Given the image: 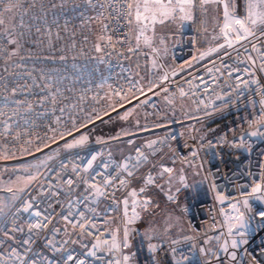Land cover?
<instances>
[{
	"label": "snow or ice",
	"instance_id": "6c2138e0",
	"mask_svg": "<svg viewBox=\"0 0 264 264\" xmlns=\"http://www.w3.org/2000/svg\"><path fill=\"white\" fill-rule=\"evenodd\" d=\"M5 3L6 6L0 10V27L3 28L0 32V57L4 59V70L7 71L9 67L20 66L16 64L15 58L24 47V34L17 35L15 17L12 18L11 27H4L5 13L11 14L14 9L21 7L12 0H0V4ZM31 7L35 8L36 5L33 3ZM239 7V0H49L47 5L41 4L42 16L37 18L53 13L52 25H55V32L52 25L47 23L43 28L37 27L35 31L39 35L35 37L34 43L42 49L46 47L57 50L56 46L63 42V46L58 49L65 53L60 55L61 61L67 58V54L76 52V37L79 34L83 37L82 43L90 44L91 49L99 54L97 59L100 61L104 60L105 55L112 54L125 59H130L131 55L151 54V66L155 69L160 54L167 52L168 41L176 39V33H169L167 37L158 35L157 26L175 25L178 33L186 24H194L199 18L200 31L208 34L211 41L216 43L198 57H194V60H202L225 49L235 51L237 57L244 56V59L230 65L226 58H232V53L224 51L219 59L227 69L229 80L236 82L225 84L230 89L229 92L215 94L216 100L223 104L218 106L211 99L198 98L193 103L196 104V112L202 111V115L185 111L184 116L201 122L203 117L212 116L221 107H226L229 103L227 97L233 93L237 98L243 95L244 89H248L253 97L258 96L259 99L253 98L249 101L254 111L245 121L251 130L241 127L238 136L235 130H231L232 139L226 134L215 140L209 139L207 133H201L195 125H190L189 138L193 143L189 144L185 140L187 154L172 149L169 143V139L174 141L177 136L185 137L186 134L180 132L149 140L142 147L135 148L134 154L122 156L118 162L111 158V153L108 154V159H102L100 163H97V159L101 153L90 154V158L83 163H72L71 174L68 173L69 165L65 162H61L58 169L45 165L46 170L43 172L40 165L30 166L35 167L34 172L26 168L23 175H17L14 181L0 189L11 194V202L0 200V264H137V253L127 251L132 246L130 238L133 233H137L131 226L140 221L145 213L155 217L158 212L162 216V222H150L143 233H137L147 241V252L151 254L153 264H164L157 254L163 250L165 244L169 245V264H190L197 249L203 258V264H213V261L215 264H244V257L247 255L245 246L250 242L249 234L264 230V164L260 165L258 180L253 173H246L252 183L238 185L237 195H226L218 191V185L214 181L211 182L210 189L215 201L226 205L219 210L222 219L215 220L212 225V229H222L218 235H208L207 231L203 236L185 234L180 218L171 211L161 209L157 202L162 195L168 204L178 205L179 194L185 189L194 188L187 182L189 170L194 176L200 175L204 170L203 165L207 161L202 160L200 154L205 148L211 150L228 147L250 153V138L264 140V83L261 82V77H264V0H243L242 15L238 12ZM67 12L79 19V25H71V21L65 16ZM60 18L65 19L63 25L59 23ZM209 18L212 22L211 33L207 26ZM23 23L21 19L20 25L23 26ZM125 26L127 31L122 37L112 35ZM78 54L85 55L82 47ZM216 70L220 71L219 68ZM173 75L176 73L173 72ZM40 79L45 82L35 84L33 78V83L38 88L49 89L46 99L55 109L57 103L64 98L63 92L43 73ZM167 79L168 74L165 73L160 78L161 83ZM157 86L149 81L145 90L136 81L135 92L132 89L128 91L136 99H139L136 92L145 96V99L133 109L119 114V119L127 121L136 108L147 105L151 100L149 92L159 95L154 91ZM161 91L169 93L167 87ZM203 91L207 95L214 89L205 82ZM177 92L178 97L177 93H169L163 97L169 106L167 111L173 114L177 99L183 110L185 98L196 96L194 90L188 92L183 87H178ZM16 95L17 89L13 88L12 96ZM112 95L119 97L117 103L128 99L127 93L123 91ZM12 103L16 105L14 114L31 111L34 107L33 103L26 100H13ZM44 103L45 99L39 101L41 106ZM65 107L59 109L61 113L65 111ZM109 107L116 111L115 105L110 104ZM152 115L154 114L145 113L143 131L151 130L147 118ZM100 118L97 113L95 119ZM8 119L11 120L12 117L9 116ZM59 119L57 118V122ZM157 119L162 117L157 115ZM91 122L93 118L89 116L88 123ZM175 122L183 123L180 120ZM83 126L87 127V123ZM152 127H167V124L154 123ZM72 128L80 130L75 119L72 120ZM135 128L141 129L139 119L135 121ZM51 131L55 133L57 130L53 128ZM122 132L128 136L136 134L130 130ZM10 134V125L5 123L4 135L7 138ZM27 135L28 132L16 133L12 138L21 141L22 136ZM66 135L73 136L72 130L59 133L61 139H65ZM36 139L43 140L41 137ZM111 139L119 140L120 134ZM88 141L89 136L81 134L79 137L73 136L70 142L66 141L63 147L65 150L84 148ZM33 143L32 139H24L21 150L30 152ZM97 143L103 144L107 141L97 138ZM166 148L172 152L170 157L165 153ZM40 150L37 145V151ZM215 155L222 159L221 153L217 152ZM14 156V152L7 150L0 154L2 159ZM166 157L172 166L164 162ZM177 160L181 161L179 169L175 167ZM213 175L209 172L201 183L209 182ZM249 188L250 191L247 190ZM30 190H34L36 195H28L27 198L20 195L29 193ZM105 201L109 203L100 209L99 206ZM5 209L8 211L5 212ZM114 213H119V222L114 220ZM182 242L189 244L188 252L179 248ZM75 245H79L81 249L79 254L73 247ZM261 255H264V249L261 250ZM256 261L257 257L253 256L251 264H256Z\"/></svg>",
	"mask_w": 264,
	"mask_h": 264
},
{
	"label": "built area",
	"instance_id": "2783aa9c",
	"mask_svg": "<svg viewBox=\"0 0 264 264\" xmlns=\"http://www.w3.org/2000/svg\"><path fill=\"white\" fill-rule=\"evenodd\" d=\"M12 2L19 3L21 7L14 9L11 14L5 13L4 19L6 24L4 27H11L12 18L15 17L17 35L24 34V40L22 41L24 47L15 58L16 64L20 65L19 67H9L5 71L4 59L0 57V154L5 153L6 150L15 153V156L12 158H0V170L46 156L62 148L66 141L70 142L73 139V136L79 137L81 134L90 133L107 122L119 118V114H123L126 110L133 109L140 101L145 99V96L136 92V96L139 97V99H136L132 96V92L128 90L132 89L135 92L134 84L136 81H139L140 86L145 88V90L148 87V85H144L137 78L135 68L138 65L149 66L152 60L151 54L147 56L129 54L131 55L130 59L112 54L105 55L104 60L100 61L97 59L99 54L91 49L90 44L82 43L83 37L77 34L78 47L76 52L67 54V58L61 61L59 57L65 53H61L58 49L63 46V42L56 46L57 50H49L46 47L42 49L34 43L35 37L39 35L35 31L36 28H43L45 23L52 25L53 13H48L44 18H37L42 16L40 12L41 4L47 5L49 0H12ZM33 3L36 5L35 8L31 7ZM5 6L6 3L0 4V10ZM25 13L27 14L25 15ZM65 16L71 21V25H79V19L73 16L71 12H67ZM21 19L24 22L23 26L20 25ZM64 22V18L59 19L61 25ZM52 29L55 32V25H52ZM2 31L3 28L0 27V32ZM125 31H127L126 26L121 27L119 32H113L112 35L120 38ZM61 35H63L62 31ZM85 35H88V33H85ZM94 39L95 37L93 36L92 40ZM81 47L85 55L78 54ZM166 47L167 52H162L159 56L158 66L162 74L161 77L167 73L168 79L163 83H161L160 79L155 81L153 85L158 86L154 88V91L159 93V95H153V93L149 92L148 96L151 97V100L147 105L136 108L135 111L142 110L144 113H153L154 115L148 117L150 120H157V115L166 119L173 118L176 115V111L180 110V101L177 99L175 114H173L171 111H167L169 106L165 103L163 97L169 93H177L178 97V87H183L188 92L193 90L196 92V96H191L184 100L189 106L190 114L202 115V111L200 113L196 112V104L193 103V100L198 98L211 99L216 105H222L223 102L216 100L215 94L229 92L230 89L225 87V84H234L236 81L229 80L227 69L221 64L219 57L223 55L224 51H231L232 58L235 59H226L232 65L240 59H244V56L237 57L235 51L225 49L212 56H206L202 60H194V57H198L201 52L207 51L208 48L204 51L198 49L197 37L193 32L176 34V39L169 40ZM74 55L75 58H73ZM21 56L23 59H20ZM213 61H215V64H213ZM217 68L220 71H217ZM173 72L176 75H173ZM42 73L46 78L50 77L53 83L57 84L63 92L64 98L57 103L55 109H53L51 103L46 99L49 89L35 86V84H43L45 82L40 79ZM201 77L203 80H201ZM33 78H35V84L33 83ZM205 82H207L210 88L214 89L213 92H209L207 95L203 91ZM261 82L264 83V77H261ZM165 87L169 89V93L161 91ZM13 88L17 89L16 96H12ZM68 89H71V91H68ZM121 91L127 93L128 99L117 103L119 97L112 94ZM253 98L259 99L258 96L253 97L248 89H244L243 95L239 98L233 93L227 97L229 103L226 107H221L220 111L214 112L212 116L203 117L201 122L192 120L189 123L199 129L204 123H212L226 117H232L222 128L207 134V137L213 140L223 134L232 139L233 132L231 130H235L237 136L241 131V127L244 130H251L248 128L245 118L253 114L254 110L249 103ZM41 99H45L43 106L39 104ZM13 100L31 102L34 105L33 110L20 111L14 114L16 105L12 103ZM110 104L115 105L116 111H113L109 107ZM66 105L68 107H65ZM61 107H65L63 113L59 110ZM202 108L203 106H201ZM93 109H95V112ZM105 112L108 114L105 115ZM97 113L100 115V119H95ZM9 116L12 117L11 120L8 119ZM89 116L93 118V122L91 123H88ZM57 118H60L59 122H57ZM73 119L76 120L77 126L80 129L79 131L72 128ZM5 123L9 124L11 128V134L7 138L4 135ZM85 123H87V127L83 126ZM53 128L57 130L55 133L51 131ZM69 129L72 130L73 136L66 135L65 139H61L59 133H67ZM25 132H28L29 135L22 136L21 141L13 140L12 137L16 133L23 134ZM180 132H184L186 134L185 137L177 136V140L173 141L169 139V143L172 149L178 150L182 154H187L185 140L187 139V143L189 144H192L193 141L189 138L191 134H189V126L186 123L163 127L159 131L141 137L137 144H134L133 140L129 141L133 145H131V151L124 156L134 154L135 148L142 147L149 140L161 139L165 135L178 134ZM36 137H41L43 140H37ZM50 137L54 139H49ZM24 139H32L34 141L30 147V152H23L21 150ZM249 143L252 145L250 153L228 147H217L211 150L205 148L201 151V159L207 161L203 165L202 178L204 179L209 172L214 175L209 182H205L207 193L204 197L196 198L195 195L191 194L192 188L185 189L179 194L183 207L182 220L186 228L185 234L193 236L200 234L203 236L207 231L208 235L215 236L222 230L219 228L212 229L215 220L222 219L219 214L220 208L226 207V205H220L215 201L214 194L210 189L212 181L218 185V191L231 196L238 194V185L252 183V179L246 173L251 172L254 174L255 179H259L260 165L264 164V140L250 138ZM37 145L41 149L40 151H37ZM97 152L101 153L97 159V163H100L102 159H108V154L111 153L103 147L89 146L59 156L51 163L49 168L58 169L61 162H65L68 163V173L71 174L73 162L83 163L84 160L90 158V154ZM217 152L222 154V159L215 155ZM165 153L167 157L172 155V152L167 148L165 149ZM167 157L164 162L172 166ZM111 158L117 162L121 159V157H116L112 153ZM197 163L199 164L200 161ZM175 167L179 169L181 161L177 160ZM190 172L191 170H189ZM187 182L191 185L189 174ZM247 190L250 191V188ZM28 195L35 196L36 192L30 190L23 197L27 198ZM108 203V201H105L99 206L100 209H103ZM183 209H186V211ZM117 214L114 213L113 218ZM249 241V244L245 246L247 248V255L244 257V264H251L253 256L257 257L256 264H264V255H261V250L264 249V230L258 231L255 234L250 233ZM87 242L85 241V243ZM73 247L77 249V253L79 254L81 251L79 245ZM179 248L188 252L189 244L182 242ZM133 251L136 252L135 250L129 252ZM157 255L164 264H169V245L165 244L163 250L159 251ZM136 260L137 264H153L151 254L147 251L143 255H138L137 253ZM198 262L199 264H203V258L200 257L197 249L190 264H198ZM96 264H100V262H96ZM213 264H215V261H213Z\"/></svg>",
	"mask_w": 264,
	"mask_h": 264
},
{
	"label": "rangeland",
	"instance_id": "374dc122",
	"mask_svg": "<svg viewBox=\"0 0 264 264\" xmlns=\"http://www.w3.org/2000/svg\"><path fill=\"white\" fill-rule=\"evenodd\" d=\"M240 2V7L238 8L239 14H243V0H239ZM208 29L209 33L212 31V22L211 19L209 18L208 22ZM201 25H200V19L198 18L197 21L194 24H186L178 33H187V32H193L196 37L197 41L199 43V47L202 49H199L201 51L206 50V48L211 47L214 43V41H211L210 36L206 33H203L200 31ZM157 32L158 35H163L167 36L169 33H177V28L175 25H169V26H157ZM137 72L140 73L142 76L139 77L140 80L144 85H149V81L153 82L156 76V73L154 74V71H158L159 75L161 74L159 70V66L157 64V67L155 69L152 68L151 64L149 66L146 65H139L136 67ZM153 73V74H152ZM162 75V74H161ZM158 78V77H157ZM180 110L178 112L176 111V115L171 118V119H166L165 117L162 119H157V120H150L147 118V124L148 127L151 129L150 131H143L142 127L145 124V113L142 110L135 111L134 114L129 118L127 121L120 120L119 118H115L103 126L99 127L97 130H94L90 133H87L89 136V141L88 144L84 147L87 148L89 146H95V147H103L107 151L111 152L114 156L116 157H122L130 152L131 145L129 141L133 140L134 144H137L140 140L141 137L150 135L156 131H159L163 127L159 128H153L154 123H166L167 126L169 125H182L186 124L190 126L189 121H192L191 119H187L184 116V112L190 113V109L188 104L184 101L183 102V110L181 109V104L179 105ZM139 119L140 124H141V129H136L135 128V121ZM176 120H180L183 123H176ZM210 123H204L199 129L201 133H211L220 128L219 125H216V127L212 128H205ZM122 130H130L134 131L136 134L132 136L128 135H123ZM214 130V131H213ZM117 134H120V139H111L112 137L117 136ZM199 135V133H198ZM97 138H103L107 143L103 144H98L97 143ZM84 148H76L72 150H65L64 147L55 150L46 156H43L39 159L22 163L14 167H9L6 169L0 170V189H3L5 185L10 184L11 181H14L16 179L17 175H23L24 170L27 168L29 171L34 172L36 169L35 167H30V166H36L40 165L41 168L40 170L43 172L45 171V165L49 168L51 163L57 159L59 156L75 151V150H81ZM51 157V159H49ZM189 179L191 182V185L194 186V188L191 189V194L195 195L196 198H202L206 195L207 189L205 183H201L203 181V178L200 175L194 176L192 175V172L189 173ZM26 193H21V196H24ZM11 194L8 193L7 191H2L0 190V200H7V202L10 201ZM160 203L161 209H165L167 211H171L174 213L175 216L179 217L182 223V227L184 230V233L186 232V228L183 224L182 220V202H181V196L179 195L178 199V205H171L168 204L164 197L162 195L159 196V199L157 201ZM17 203V202H16ZM8 209H5V212H7ZM117 222H119V213L116 215L114 218ZM150 222H155V223H160L162 222V216L158 214L153 217L147 213L144 214L143 218L138 221L136 224L132 225L131 227H134L137 230V233H143L146 228H148ZM137 233H133L132 237L130 238L131 242V248L128 249L127 251L135 250L138 255H143L147 251V241L143 239L142 235H137Z\"/></svg>",
	"mask_w": 264,
	"mask_h": 264
},
{
	"label": "trees",
	"instance_id": "16d2710c",
	"mask_svg": "<svg viewBox=\"0 0 264 264\" xmlns=\"http://www.w3.org/2000/svg\"><path fill=\"white\" fill-rule=\"evenodd\" d=\"M198 48H199V49H202V48L199 47V43H198ZM206 49H207V48H206ZM231 119H232V117H226V118H224V119H222V120L214 121V122L208 124L207 126H205V128L209 129V128H212V127H216V125H219L220 128H222V127H223L225 124H227ZM102 126H103V125H102ZM100 127H101V126H100ZM98 128H99V127H98ZM98 128H97V129H98ZM97 129H96V130H97Z\"/></svg>",
	"mask_w": 264,
	"mask_h": 264
},
{
	"label": "crops",
	"instance_id": "0c3cea01",
	"mask_svg": "<svg viewBox=\"0 0 264 264\" xmlns=\"http://www.w3.org/2000/svg\"><path fill=\"white\" fill-rule=\"evenodd\" d=\"M139 66V65H138ZM160 70V69H159ZM161 72V71H160ZM156 73V76H155V79H154V81L152 82V83H154L155 81H157V80H159L160 78H161V74L159 75V73H158V71H154V74ZM135 74H136V76H137V78L140 80V78L139 77H141L142 78V76L140 75V73L139 72H137V70H136V68H135ZM153 74V73H152ZM158 77V78H157ZM141 81V80H140ZM142 82V81H141ZM130 151H131V149H130Z\"/></svg>",
	"mask_w": 264,
	"mask_h": 264
}]
</instances>
